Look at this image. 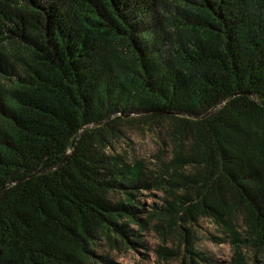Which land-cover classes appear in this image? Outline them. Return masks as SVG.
Wrapping results in <instances>:
<instances>
[{"label":"trees","instance_id":"obj_1","mask_svg":"<svg viewBox=\"0 0 264 264\" xmlns=\"http://www.w3.org/2000/svg\"><path fill=\"white\" fill-rule=\"evenodd\" d=\"M0 0V264L111 263L143 190L179 264H210L200 216L264 251V0ZM138 114L173 143L117 150ZM143 244V243H137ZM255 261L257 259L255 258Z\"/></svg>","mask_w":264,"mask_h":264},{"label":"rangeland","instance_id":"obj_2","mask_svg":"<svg viewBox=\"0 0 264 264\" xmlns=\"http://www.w3.org/2000/svg\"><path fill=\"white\" fill-rule=\"evenodd\" d=\"M166 1L169 9L161 8L164 15H169L175 0ZM165 123H153L148 118L136 114L132 124L123 125V135L115 142V147L131 156L143 158L151 166L158 164L159 156H166L170 150L168 143H173L171 132H167ZM166 154V155H165ZM164 191L157 188L143 190L137 197L136 206L140 208L139 217L147 219L146 226L141 227L136 223H129L134 231L130 236L135 241V246L111 243L109 240L100 241L96 246L97 255L108 258L111 263L97 260V264H179L176 256L162 258L156 249L161 246L171 248L173 239H165L156 229L155 225L166 223L163 219L152 216L155 204L162 202ZM197 235V246L205 250L210 257V264H229L233 251L232 242L222 229L211 219L202 216L190 226ZM143 243V244H137ZM249 264H264V251L253 249L250 246L242 248ZM255 258L257 261H255Z\"/></svg>","mask_w":264,"mask_h":264}]
</instances>
